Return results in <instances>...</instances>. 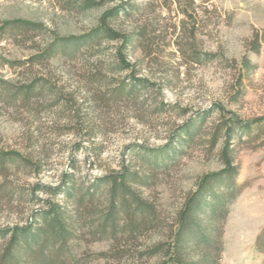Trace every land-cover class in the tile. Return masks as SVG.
I'll return each mask as SVG.
<instances>
[{
    "label": "rangeland",
    "instance_id": "1",
    "mask_svg": "<svg viewBox=\"0 0 264 264\" xmlns=\"http://www.w3.org/2000/svg\"><path fill=\"white\" fill-rule=\"evenodd\" d=\"M129 1L139 12L111 25L142 35L123 50L131 67L120 69L116 52L123 42L106 37L33 60L55 38L87 34L120 0L85 11L59 0H0V27L24 19L48 30L0 40V152L29 160L0 167V232L25 226L50 202H61L79 219L67 264H160L157 257L98 255L113 241L95 237L85 222L97 220L93 210L105 207L106 197L97 192L81 206L67 199L69 176L85 187L124 167L138 173L136 190L163 221L138 242L120 241L141 250L175 226L201 178L222 169L215 156L222 142L213 145L219 120L264 119V0ZM33 80H41L43 91L12 98L15 86ZM132 80L146 87L132 90ZM123 82L125 91L118 89ZM189 124L191 138L182 131ZM253 129L235 137L239 190L221 222L218 264H264L257 247L264 229V121ZM145 150L162 165L147 163Z\"/></svg>",
    "mask_w": 264,
    "mask_h": 264
},
{
    "label": "trees",
    "instance_id": "2",
    "mask_svg": "<svg viewBox=\"0 0 264 264\" xmlns=\"http://www.w3.org/2000/svg\"><path fill=\"white\" fill-rule=\"evenodd\" d=\"M107 1L115 0H59L66 9L76 8L81 11L99 7ZM139 10V4L120 0V3L108 8L101 15L99 24L87 34L70 39L55 38L38 52L33 60L51 58L59 51L66 53L69 48L75 51L84 43L94 41L98 37H106L123 42L116 53L121 61L120 69H129L131 65L125 62L123 50L131 47L135 39L134 35L141 36L142 33L141 31H135V34L122 33L116 30L111 22L121 15L131 17ZM183 11L187 14L186 10ZM47 31V28L40 23L24 19L6 20L0 27V40L31 32L44 34ZM248 63L246 61V65ZM137 85L146 87L144 83L131 81L132 90ZM43 86L41 80H33L28 85L15 86L11 96L28 100L36 92L43 91ZM124 86L123 82L118 89L125 91ZM261 121L264 119L244 124L235 116L222 117L219 120L213 145L222 142L215 154L222 169L204 175L197 189L189 193L179 209L175 226L168 227L165 232H158V238L141 250L130 245L121 246L120 241L124 239L127 242H138L145 234L143 231L162 227L163 221L155 206L136 190L135 185L142 183L138 173L124 167L120 172L111 173L85 187H79L75 178L69 176L67 184L63 187L67 199H76L75 202L81 206L91 203L97 192H103L106 197L105 207L93 210L97 220L90 224L85 222L86 226L95 231L92 232L95 237L113 241L109 251L98 255L119 259L124 256L142 259L157 257L160 259V264H218L223 249L221 222L228 213V204L239 190L235 137L236 135L238 138L242 135L251 136L254 126ZM193 128L189 124L182 128V131L191 138L190 129ZM144 153L142 157L147 163L157 167L162 165L149 151L145 150ZM14 160L21 163L29 162L17 152H0V167ZM33 219L25 226L16 225L9 231L0 232V239H3L0 243V264H67L64 256L71 253V243L74 241L79 219H76L61 202H50L48 208ZM257 247L264 253V229L258 236Z\"/></svg>",
    "mask_w": 264,
    "mask_h": 264
}]
</instances>
